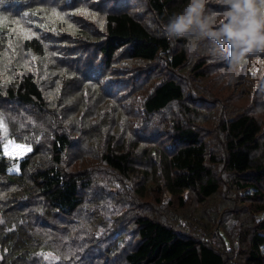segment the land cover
Instances as JSON below:
<instances>
[{"label":"trees","instance_id":"obj_1","mask_svg":"<svg viewBox=\"0 0 264 264\" xmlns=\"http://www.w3.org/2000/svg\"><path fill=\"white\" fill-rule=\"evenodd\" d=\"M136 1L0 0V50L52 72L0 80V264H264V118L215 86L239 70L256 105L264 50L220 72L224 52L164 34L186 0Z\"/></svg>","mask_w":264,"mask_h":264},{"label":"clouds","instance_id":"obj_2","mask_svg":"<svg viewBox=\"0 0 264 264\" xmlns=\"http://www.w3.org/2000/svg\"><path fill=\"white\" fill-rule=\"evenodd\" d=\"M219 9H209L208 0H186L168 16L164 34L183 41L189 55L205 44L224 52L229 65L240 63L248 53L264 50V0H219ZM255 115L264 114L258 107Z\"/></svg>","mask_w":264,"mask_h":264},{"label":"rangeland","instance_id":"obj_3","mask_svg":"<svg viewBox=\"0 0 264 264\" xmlns=\"http://www.w3.org/2000/svg\"><path fill=\"white\" fill-rule=\"evenodd\" d=\"M212 3H215V1L210 0V4H212ZM138 4H139L138 0L136 2H133L134 6H136ZM19 48L20 47H19L18 42L15 41V42H13V44L11 46H7L6 49L0 50V80L1 81H4L5 79H8L10 77V75L13 73V68H12L13 66L21 68V69H24V67L32 65L34 67V69H36L38 71L37 72L38 75H39V73H41V71H42L43 74H49L50 75V73H52V72H46L45 69H48V66L45 67V68L40 69L38 67L37 58H35L33 60L29 55L23 53ZM219 65L220 64H216L214 67L216 68ZM223 65L225 67L220 68V72L227 71L229 74L233 73L234 70H231V71L229 70L228 71V68L230 66L228 64V62L227 63L224 62ZM49 70H52V68L49 69ZM237 71L239 72V70H237ZM227 72H225V73L227 74V77L230 78L231 75H228ZM236 72H235V75L237 76L238 73L236 74ZM240 72L241 73H245V74L248 73L247 70H243V71H240ZM157 74H158V72L155 73V75H157ZM236 76H233L234 77L233 78L234 80L232 79L233 83L232 82L228 83L227 87H225L224 89H220L219 85H221V84H219V82H216L215 86H217L219 92L223 93V97L227 100L228 99L227 97H233V94L239 93L240 96H241V99H242L241 105H242L243 108L246 109V108H250L252 106V107H254L253 110H255L258 107H264V93H262L259 96V101L257 100L256 105H255V100L256 99L252 100V97L249 94V89H248V85L246 84V82L251 80V77L248 76L247 80H243L244 82H242V84H238L236 86V85H234L236 83L235 82ZM208 81L209 80L206 79L203 82L206 84V83H208ZM58 85H59V83H55V82L51 83L49 81L47 82V86H51L50 87L51 88L50 92L54 88H56ZM211 88L214 89L213 86ZM65 95H66L67 98H70L73 101V104H74V108L73 109H78V108H80V106L83 105V103H80L79 98H77L76 96L73 95V92H66ZM249 96H250V98H249ZM172 109H173V112L174 111L178 112V110L176 108H172ZM87 111H89V110L87 109ZM165 115H166V113H165ZM4 116L7 118V116L4 113L0 112V118L3 119V124L0 125V129L3 132H6L8 130V128H9V124L6 122ZM204 116H205V119H208V118L211 119V116L208 115V114H204ZM259 116L264 118V114H261ZM6 139H7V137H6ZM2 148H3L4 154L7 157H9L11 160H15V159L16 160H22V159L26 158V156L28 154H30L32 152V149H33L31 147V145L19 142V141L15 140L14 138L7 139L5 141V143L3 144ZM9 172L19 173V165L15 164V165L11 166V168L9 169ZM248 192L249 191H247V193ZM245 193H246L245 191H241L240 195L243 196ZM249 193L251 194L252 192H249ZM231 196H232V193H231ZM217 198L218 197H215L213 199V201H212L213 205H215V203L217 201ZM164 199H165L164 200V204L165 205L162 208H160V212L167 213L169 211V209H168L169 203L168 202H169V199H171V195L169 193H166ZM202 207H203V205H200L198 207V209H202ZM212 207H216V206H212ZM240 207H241V204H240ZM171 211H174V210L171 208ZM201 214H202L201 216H203V213H201ZM161 216H164V214L157 213V217H161ZM260 218H262V215L260 216ZM237 219H240V217H238Z\"/></svg>","mask_w":264,"mask_h":264},{"label":"snow or ice","instance_id":"obj_4","mask_svg":"<svg viewBox=\"0 0 264 264\" xmlns=\"http://www.w3.org/2000/svg\"><path fill=\"white\" fill-rule=\"evenodd\" d=\"M3 124V119L2 118H0V125H2Z\"/></svg>","mask_w":264,"mask_h":264}]
</instances>
